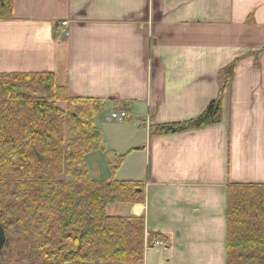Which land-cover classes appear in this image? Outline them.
<instances>
[{
	"label": "crops",
	"instance_id": "0c3cea01",
	"mask_svg": "<svg viewBox=\"0 0 264 264\" xmlns=\"http://www.w3.org/2000/svg\"><path fill=\"white\" fill-rule=\"evenodd\" d=\"M235 62L220 124L151 135L200 117ZM1 73H53L69 97L128 111L142 134L124 144L147 167L144 182L128 181L144 185L145 199L264 186V0H14L12 17L0 21ZM111 210L144 217L171 251L198 247L181 240L197 223L178 207L169 224L146 201Z\"/></svg>",
	"mask_w": 264,
	"mask_h": 264
},
{
	"label": "trees",
	"instance_id": "16d2710c",
	"mask_svg": "<svg viewBox=\"0 0 264 264\" xmlns=\"http://www.w3.org/2000/svg\"><path fill=\"white\" fill-rule=\"evenodd\" d=\"M13 4L0 0V21L12 17ZM236 64L221 71L219 96L200 117L151 135L220 124ZM104 109L103 100L69 97L53 73L0 74V264H9L12 240L21 248L13 264H145L146 248L167 241L146 236L143 217L108 214L143 203L139 182H98L76 170L104 147L94 123ZM226 264H264V186L228 189Z\"/></svg>",
	"mask_w": 264,
	"mask_h": 264
},
{
	"label": "rangeland",
	"instance_id": "374dc122",
	"mask_svg": "<svg viewBox=\"0 0 264 264\" xmlns=\"http://www.w3.org/2000/svg\"><path fill=\"white\" fill-rule=\"evenodd\" d=\"M235 75V74H234ZM60 108L66 109V105H61ZM109 107H105L104 112L99 114L94 123L100 129L102 140L104 142L103 149L89 154L85 159L83 167H78L76 170L86 169L93 180L98 182L114 181H128L132 176L138 177L140 181H145L144 177L147 175L146 165L135 158L138 153L133 150H127L128 144H124V137L131 134L140 136L142 133L138 131L140 125L137 124V119H127L119 122L111 118ZM113 112H127L126 110H114ZM223 114V113H222ZM131 121V122H129ZM128 122V123H126ZM119 158H122L121 165L117 167ZM138 167L137 174L134 172V164ZM145 165V166H144ZM145 175V176H144ZM69 179V178H68ZM139 181V180H138ZM140 183V182H139ZM144 189V201L148 206L150 214L157 215L161 222L173 221L172 213L177 211V207L182 214H190L191 219L196 221V231H193L191 226H188V235H182V241L185 243H193L198 245L197 249L191 248L185 250L181 247L180 251H171L167 249V241H155L151 249L146 248L145 264H226L227 263V227L226 216L228 206V193L222 192L212 194L210 192H198L197 200L195 195L183 194L182 199L179 194L165 193V196H160L154 192L150 193L145 199V187L140 183ZM232 187V186H231ZM230 188V187H229ZM228 188V189H229ZM157 195L162 198H157ZM189 196V197H188ZM178 202L180 204H178ZM140 204V203H137ZM134 204V205H137ZM114 207L116 205H113ZM113 213L114 211L111 210ZM198 209V213H194V209ZM178 212V211H177ZM144 218V217H143ZM145 219V218H144ZM152 224V223H151ZM187 229V227H185ZM150 232H147L146 236ZM157 243L161 245L156 246ZM154 248V249H153ZM12 257L9 264H13L21 257L20 245L12 240L11 244ZM184 249V250H182ZM170 261V262H169Z\"/></svg>",
	"mask_w": 264,
	"mask_h": 264
},
{
	"label": "built area",
	"instance_id": "2783aa9c",
	"mask_svg": "<svg viewBox=\"0 0 264 264\" xmlns=\"http://www.w3.org/2000/svg\"><path fill=\"white\" fill-rule=\"evenodd\" d=\"M63 26L64 27L68 26V23H63ZM111 118L116 121L123 122L130 118V114L127 112H113L111 114ZM159 245H161V243L156 244V246H159Z\"/></svg>",
	"mask_w": 264,
	"mask_h": 264
},
{
	"label": "water",
	"instance_id": "95a60500",
	"mask_svg": "<svg viewBox=\"0 0 264 264\" xmlns=\"http://www.w3.org/2000/svg\"><path fill=\"white\" fill-rule=\"evenodd\" d=\"M138 191H139V192H141L142 190H141V189H139Z\"/></svg>",
	"mask_w": 264,
	"mask_h": 264
}]
</instances>
